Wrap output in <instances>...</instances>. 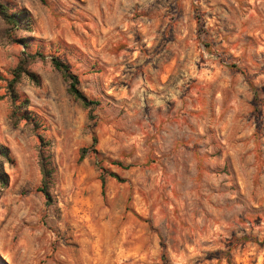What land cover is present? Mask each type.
Masks as SVG:
<instances>
[{
	"label": "rangeland",
	"instance_id": "obj_1",
	"mask_svg": "<svg viewBox=\"0 0 264 264\" xmlns=\"http://www.w3.org/2000/svg\"><path fill=\"white\" fill-rule=\"evenodd\" d=\"M0 5L29 13L13 39L45 56L15 88L34 131L10 118L6 81L24 48L0 23L4 263L264 264V0ZM51 56L99 103L92 121ZM103 171L120 179L104 194Z\"/></svg>",
	"mask_w": 264,
	"mask_h": 264
},
{
	"label": "trees",
	"instance_id": "obj_2",
	"mask_svg": "<svg viewBox=\"0 0 264 264\" xmlns=\"http://www.w3.org/2000/svg\"><path fill=\"white\" fill-rule=\"evenodd\" d=\"M42 4L45 3V0H39ZM0 23L5 27V38L8 42L20 44L24 51L22 53L21 58L19 59L18 65L16 69L12 72V79L6 81V93L11 103L12 113L11 120L14 124L24 121L27 125L32 126V129L35 131L38 129V122L34 121L27 113L29 101L28 99L20 100L15 88L22 77L26 76L30 80L35 82V77L28 71V66L38 60H45V56L42 53H30L27 51L28 46L26 44L25 39H13V36L17 32H30L33 21L28 12H20V13H10L6 6L0 5ZM50 65L52 68L60 73L62 79L67 85V94L73 98V100L79 103L85 110L88 112V120L92 121L93 110L96 106L99 105L97 101L89 100L79 89V80L76 75H74L69 67L60 61L55 56L48 57ZM258 92L254 91L255 98L257 97ZM95 143V139H93ZM48 145L41 141L40 151H39V167L41 172V185L38 188V191L44 196L46 204L51 202V196L49 193L51 180H52V170L48 168V159L44 155L43 148ZM85 151L82 150L80 154V160L84 158ZM0 158L6 160L7 162H11L9 151L6 148L0 147ZM106 177L112 178L115 180H120L115 173L103 171L100 176V184L101 191L104 194ZM6 179L5 176L0 174V185H5ZM0 264H6L0 258Z\"/></svg>",
	"mask_w": 264,
	"mask_h": 264
}]
</instances>
